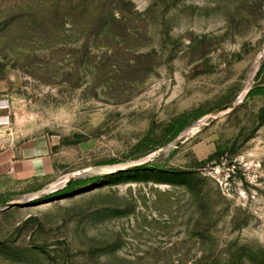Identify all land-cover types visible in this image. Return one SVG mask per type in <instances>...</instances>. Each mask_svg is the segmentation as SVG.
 <instances>
[{
  "label": "rangeland",
  "instance_id": "obj_1",
  "mask_svg": "<svg viewBox=\"0 0 264 264\" xmlns=\"http://www.w3.org/2000/svg\"><path fill=\"white\" fill-rule=\"evenodd\" d=\"M0 264H264V0H0Z\"/></svg>",
  "mask_w": 264,
  "mask_h": 264
},
{
  "label": "crops",
  "instance_id": "obj_2",
  "mask_svg": "<svg viewBox=\"0 0 264 264\" xmlns=\"http://www.w3.org/2000/svg\"><path fill=\"white\" fill-rule=\"evenodd\" d=\"M8 152L11 153V157H14V153H16L17 150L15 149L14 151V149L11 148L10 150H8ZM10 163L11 165H13L12 161H10ZM31 163L34 165V168L29 171V174H32L35 177L44 176L47 174L45 167H44V162L42 159L40 160L34 159ZM14 169H15V166H12L11 171H14Z\"/></svg>",
  "mask_w": 264,
  "mask_h": 264
},
{
  "label": "bare ground",
  "instance_id": "obj_3",
  "mask_svg": "<svg viewBox=\"0 0 264 264\" xmlns=\"http://www.w3.org/2000/svg\"><path fill=\"white\" fill-rule=\"evenodd\" d=\"M16 100V99H15ZM13 101V100H12ZM17 101V100H16ZM13 102H15V101H13ZM15 104V103H14ZM17 105V104H16ZM19 106V105H18ZM19 107H21V106H19ZM15 109V108H14ZM16 110V109H15ZM19 110V109H18ZM21 110H23L22 108H21ZM23 112V111H22ZM22 112H20V113H22ZM24 114V113H23ZM29 114V113H28ZM20 116H21V114H20ZM19 117V116H18ZM17 117V118H18ZM26 118H27V116H25ZM23 118H24V116H23ZM23 118L21 119V120H23ZM25 121V120H24ZM25 122H27V121H25ZM25 122H22V123H25ZM31 122V121H30ZM27 123H29V121L27 122ZM32 123V122H31ZM31 123H29V125L31 124ZM192 132H193V130H192ZM72 175V174H71ZM69 178H68V176L67 177H64L63 179H61L59 182H57L56 184H55V186H59V185H62V184H64L67 180H68Z\"/></svg>",
  "mask_w": 264,
  "mask_h": 264
},
{
  "label": "trees",
  "instance_id": "obj_4",
  "mask_svg": "<svg viewBox=\"0 0 264 264\" xmlns=\"http://www.w3.org/2000/svg\"><path fill=\"white\" fill-rule=\"evenodd\" d=\"M216 155H217L216 152L210 154V155L205 159V162H210V161H212V160L215 158Z\"/></svg>",
  "mask_w": 264,
  "mask_h": 264
},
{
  "label": "water",
  "instance_id": "obj_5",
  "mask_svg": "<svg viewBox=\"0 0 264 264\" xmlns=\"http://www.w3.org/2000/svg\"><path fill=\"white\" fill-rule=\"evenodd\" d=\"M13 205H17V204H13Z\"/></svg>",
  "mask_w": 264,
  "mask_h": 264
}]
</instances>
